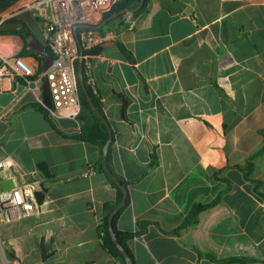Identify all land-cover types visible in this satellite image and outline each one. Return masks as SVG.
Masks as SVG:
<instances>
[{"label": "crops", "instance_id": "0c3cea01", "mask_svg": "<svg viewBox=\"0 0 264 264\" xmlns=\"http://www.w3.org/2000/svg\"><path fill=\"white\" fill-rule=\"evenodd\" d=\"M27 1L5 0L0 20ZM20 22L25 41L13 32ZM41 27L29 11L0 22L27 74L43 66L28 47L31 36L44 45ZM110 27L87 63L112 128L108 165L128 189L114 225L131 233L133 264H216L198 250L264 264V0H145ZM42 83L32 90L0 75V162L10 161L0 190L24 181L44 190L37 212L0 213L2 264H123L100 233L104 204L116 199L104 173L88 168L102 152L61 133L79 129L77 119H57L58 131L30 105L43 104ZM217 196L182 225L193 203Z\"/></svg>", "mask_w": 264, "mask_h": 264}, {"label": "built area", "instance_id": "2783aa9c", "mask_svg": "<svg viewBox=\"0 0 264 264\" xmlns=\"http://www.w3.org/2000/svg\"><path fill=\"white\" fill-rule=\"evenodd\" d=\"M115 0H28L21 8L9 12L0 20L20 11H29L39 19L41 34L52 61L46 69L27 74L14 63L15 45L0 35V75L7 73L23 77L28 88L35 90L47 80L52 105L48 115L53 119L76 120L81 112L78 94L76 65L82 58L86 61L88 83L92 84L88 58L90 50L104 43L109 32L95 31L94 26L103 11L108 10ZM28 76H33L29 78ZM28 77V78H27ZM5 158L2 166L9 165ZM34 181H24L9 189L0 190V213L6 219H14L35 213L40 208ZM15 264H18L15 262Z\"/></svg>", "mask_w": 264, "mask_h": 264}, {"label": "trees", "instance_id": "16d2710c", "mask_svg": "<svg viewBox=\"0 0 264 264\" xmlns=\"http://www.w3.org/2000/svg\"><path fill=\"white\" fill-rule=\"evenodd\" d=\"M139 1L140 0H115L108 10L102 12L101 20L106 18L110 14L117 12L121 9L134 8L139 3ZM144 7H145V0H144V4L140 8L135 10L134 13H139L140 11H142L144 9ZM122 17H123V14H119L118 16L107 21V23L105 25H103L102 27L95 29V31L103 32L105 30H108L109 28H111L110 26L113 22H115L117 19H121ZM20 24H21V26H20L21 28L19 30L17 29L16 31H13V32L19 34L20 37L22 38V40L25 41V39H26V37L24 35L25 26L23 25L22 22H20ZM1 31H3V30L0 29V32ZM98 49H99L98 47H94L89 52H90V54H92V53L97 52ZM23 51L25 53H26V51L30 52L27 49H25V46H24ZM40 59H42V58H40ZM42 69H43L42 64L40 63L38 72H40ZM28 77L32 78L33 76H28ZM16 78L19 81L21 80L22 82H25V78H21V77H16ZM83 79H84V83L88 89V92L90 94V97H91L93 103L102 112V105H101L100 99H99L96 91L94 90L93 85H91L87 81L88 75H87V68H86L85 59L83 60ZM77 87H78V94H79L80 101H81V112L77 118L78 122L80 123V127H79V129L73 130L72 132H69V133H64V132H61V133L64 136L74 137V138L81 139V140H84L86 142L92 143L99 148L100 152H102V147H103V145H104V143L108 137L107 128L104 125V123L102 122L101 118L92 110L91 106L89 105L88 99H87L83 89L81 88V85L79 82H77ZM30 105L34 106L39 111H41L43 113V115L51 121L53 127L59 131V128H58V121L59 120L53 119L48 115V108L46 106H44L40 102L39 103L33 102ZM125 105H126V99H124V101H123L122 110H124ZM110 153H111V147L109 146L108 151H107V164H108V160L110 157ZM155 162H156V158L154 155L152 164H154ZM37 166H38L39 171L44 176H46V177L51 176L52 173H51L47 163L39 162V163H37ZM88 168L90 170L94 169L98 172L104 173V175L110 181L111 185L116 189V199L104 204V214L102 216V220H101V224H100V233L102 234V238H103V246L105 248H107L111 254H114L115 256L119 257L121 259V261L123 262V264H125L123 255L120 253L119 249L113 243L111 236L109 234V230H108L109 213L115 207V205L120 201V199L122 197V191H121L120 187L115 183V181H113L111 179V177L109 176V174L105 171V167H104L101 159L98 160L95 163V165H93V164L89 165ZM112 173H114V172L112 171ZM114 174L124 185H126L123 177L117 175L116 173H114ZM43 196H44V190L36 191V197H37L39 202L42 201ZM218 200H219V196L215 197L214 199H212L208 202L193 203L190 207L189 212L185 216L182 225L188 226L190 224L195 223L198 219V214L200 213V211H202L206 208L212 207L214 204H216L218 202ZM117 214H118V212L114 216L113 224H114V221H115ZM114 229H115V225H114ZM178 229H179V227L175 228L173 230V232H177ZM115 231H116L118 240L121 242V244L124 246V248L127 250L130 257L132 258L131 251L127 245V238L131 236V233H122L120 231H117L116 229H115ZM198 255L199 256L205 255L210 260L215 261L216 264H225V263L246 264V263H250V262H254V261L258 260L255 257L245 256V255H230V256L217 258L216 256H214L211 253L202 252L200 250H198ZM262 261L264 262V260H262Z\"/></svg>", "mask_w": 264, "mask_h": 264}, {"label": "water", "instance_id": "95a60500", "mask_svg": "<svg viewBox=\"0 0 264 264\" xmlns=\"http://www.w3.org/2000/svg\"><path fill=\"white\" fill-rule=\"evenodd\" d=\"M144 3V0H140L139 3L134 7V8H124L121 9L117 12H114L112 14H110L109 16H107L106 18L100 20L94 27L95 28H100L103 25H105L107 23V21L111 20L112 18L118 16L119 14H125L127 12H133L135 10H137L138 8H140L142 6V4ZM33 42V44H32ZM28 47L32 48V49H36L40 52L43 53L44 56V60H43V69H46L51 61H52V55L51 53L46 49V47L39 42L37 39H35L33 36L28 37ZM77 76H78V81L81 85V88L83 89L89 105L91 106L92 110L101 118L102 122L104 123V125L107 128V132H108V137L102 147V157H101V161L105 167V171L109 174V176L111 177V179L113 181H115V183L120 187L121 191H122V197L120 199V201L115 205V207L111 210V212L109 213L108 216V230H109V234L111 236V239L113 241V243L115 244V246L119 249L120 253L123 255L125 264H133V260L130 257V255L128 254L127 250L124 248V246L121 244V242L118 240L116 231L114 229V224H113V220H114V216L115 214L122 208V206L125 204L126 202V198L128 195V189L126 187V185H124L117 177L114 173H112V171L110 170L108 164H107V151L108 148L110 146L111 141L113 140V135H112V128L111 125L109 123V121L107 120V118L104 116V114L97 108V106L93 103L90 94L88 92V89L84 83V79H83V63H82V58L79 59V63H78V71H77ZM42 103L44 106L46 107H50L52 105L51 103V98H50V94H49V87H48V83L47 80L44 79L43 83H42Z\"/></svg>", "mask_w": 264, "mask_h": 264}, {"label": "rangeland", "instance_id": "374dc122", "mask_svg": "<svg viewBox=\"0 0 264 264\" xmlns=\"http://www.w3.org/2000/svg\"><path fill=\"white\" fill-rule=\"evenodd\" d=\"M3 3H5V0H0V6L1 5H3ZM2 9L0 8V12H2L1 11ZM4 12V11H3ZM21 17H26L27 18V15H22ZM221 254H224V253H221ZM2 259H1V256H0V264H2V261H1Z\"/></svg>", "mask_w": 264, "mask_h": 264}]
</instances>
